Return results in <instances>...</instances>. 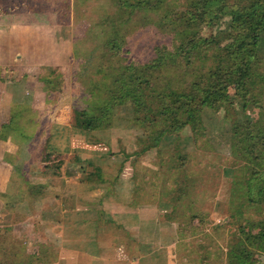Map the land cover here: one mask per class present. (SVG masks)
Listing matches in <instances>:
<instances>
[{"label": "rangeland", "instance_id": "1", "mask_svg": "<svg viewBox=\"0 0 264 264\" xmlns=\"http://www.w3.org/2000/svg\"><path fill=\"white\" fill-rule=\"evenodd\" d=\"M166 1L172 12L188 9L189 0ZM116 2L0 0V137L17 144L0 142L12 175L0 193V264H264V236H255L264 231L263 180L251 200L243 182L252 170L264 178V80L237 94L246 71L231 67L228 117L205 107L203 132L186 125L140 152L155 129L130 101L91 94L82 67L110 37ZM160 14H127L133 62L183 39L157 24ZM212 64L210 55L153 77L161 90L178 88Z\"/></svg>", "mask_w": 264, "mask_h": 264}, {"label": "trees", "instance_id": "2", "mask_svg": "<svg viewBox=\"0 0 264 264\" xmlns=\"http://www.w3.org/2000/svg\"><path fill=\"white\" fill-rule=\"evenodd\" d=\"M116 4L117 10L111 16L107 15V22L113 27L110 37L94 56L88 61L84 59L82 67L85 74L89 72L91 75L85 79L91 94H104L111 104L130 101L137 119L147 121L155 129L141 141L140 152L155 147L165 133L178 131L186 125L195 134L196 131L203 132L202 112L205 107L228 117L233 106L226 82L231 67L244 68L246 71L235 85L237 94L244 93L245 89H254L256 80H264V72L259 70L264 61V0H189L185 12H172L166 0H117ZM134 10H161L157 24L162 27L173 24L183 37L176 49L173 51L159 46L156 56L145 63L130 60L125 38L129 29L123 24L127 14ZM147 19V16H143V24L147 23ZM210 55L213 64L201 74L205 77L200 76L187 83V87L161 90V85L153 77L160 67L190 68L195 60H205ZM242 97L244 107L250 97ZM253 100L257 101L255 98ZM80 121L86 123L84 126L87 128L92 124L91 116L83 111ZM232 122L234 129L237 121L233 119ZM248 126L245 128L248 129ZM236 132H232L234 139ZM247 137L249 140L252 135ZM91 174L98 175V172ZM259 179L263 181L257 192L264 197V178L258 171L252 170L243 181L250 200V190ZM255 236L262 239L264 231Z\"/></svg>", "mask_w": 264, "mask_h": 264}, {"label": "crops", "instance_id": "3", "mask_svg": "<svg viewBox=\"0 0 264 264\" xmlns=\"http://www.w3.org/2000/svg\"><path fill=\"white\" fill-rule=\"evenodd\" d=\"M7 100L8 101L3 104L4 107H5L3 109V111H4L3 115L8 120V117H10V115H11V107H12L11 105H13V104H10L9 99H7ZM5 122H6V127L7 128H9V126H11V128L14 129V127L10 124L9 121H5ZM17 128H19V127H17ZM0 142L5 144V146H3V147L7 146V150L10 149L9 144H10V146H12V144L15 145V146L17 145L14 142H11V140H7L6 141L5 138H1V137H0ZM11 178H12V175H11V162H10V160L5 159L4 155L1 156V153H0V193H2L3 190H5L4 188L7 186L6 182L10 181Z\"/></svg>", "mask_w": 264, "mask_h": 264}]
</instances>
